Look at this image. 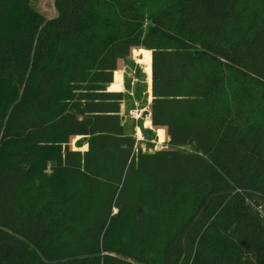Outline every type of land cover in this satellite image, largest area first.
Instances as JSON below:
<instances>
[{"label": "trees", "instance_id": "16d2710c", "mask_svg": "<svg viewBox=\"0 0 264 264\" xmlns=\"http://www.w3.org/2000/svg\"><path fill=\"white\" fill-rule=\"evenodd\" d=\"M163 3L0 0V264H264V0ZM135 48L174 150L121 123Z\"/></svg>", "mask_w": 264, "mask_h": 264}, {"label": "rangeland", "instance_id": "374dc122", "mask_svg": "<svg viewBox=\"0 0 264 264\" xmlns=\"http://www.w3.org/2000/svg\"><path fill=\"white\" fill-rule=\"evenodd\" d=\"M35 9L47 19L57 16L55 0H30ZM173 0H152V10ZM113 93L124 94L120 118L125 133L135 139V156L149 155L159 151L174 150L165 128L153 127L152 110V56L147 50L133 49L128 61H119L114 82L109 87ZM69 149L84 154L88 151V140L82 137H72ZM179 151L191 152L190 148H180ZM43 160L48 162L53 158L52 150L40 151ZM40 156V155H39Z\"/></svg>", "mask_w": 264, "mask_h": 264}, {"label": "crops", "instance_id": "0c3cea01", "mask_svg": "<svg viewBox=\"0 0 264 264\" xmlns=\"http://www.w3.org/2000/svg\"><path fill=\"white\" fill-rule=\"evenodd\" d=\"M109 91H110V92H113V91H111L110 89H109ZM165 129H166V128H165ZM166 131H167V129H166Z\"/></svg>", "mask_w": 264, "mask_h": 264}]
</instances>
